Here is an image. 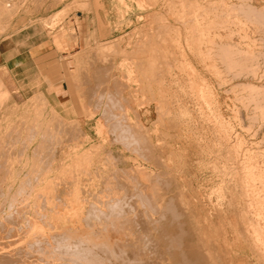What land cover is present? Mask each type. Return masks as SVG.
<instances>
[{"label":"rangeland","instance_id":"374dc122","mask_svg":"<svg viewBox=\"0 0 264 264\" xmlns=\"http://www.w3.org/2000/svg\"><path fill=\"white\" fill-rule=\"evenodd\" d=\"M1 1L0 163L6 167H0L4 172L9 165L17 174L20 171L12 183L8 172L0 168V248H8L6 251L15 255L10 263L68 262L59 252L63 244L57 249L52 234L72 226L77 232V225L78 229L82 225L81 229L90 233L105 234L104 239L114 243L109 245L114 249L116 244L117 248L122 249V244L125 248V239L126 243L131 235H139L142 242L137 243L144 245H136L137 249L145 246L148 250L141 251L142 262L138 257L140 262L129 257L133 256L130 252L136 248L138 238L126 245L128 252L122 249L125 255L130 253L125 258L132 264H161L162 258L164 264H264V0ZM249 5L260 12H250ZM115 81L118 85H114ZM105 83L107 86H103ZM114 86L118 87L116 91ZM101 89L115 96L114 101L118 99L112 110L122 120L127 119L126 126L135 134V142L125 131L109 132L108 123L100 118L101 107H96V101L103 95ZM120 109L125 112L123 117ZM32 117L36 121H30ZM31 122H42L43 129L49 124L44 131L48 135L40 139L38 148L35 145L37 149L27 148L30 132L27 134L26 128ZM99 122L104 127L98 134ZM14 127L16 134L21 133L16 141H12L16 139ZM22 141L27 143L26 148ZM3 156L6 163L12 161L5 164ZM25 157L29 158L26 165ZM32 164L34 168L30 169ZM144 171L149 177L144 176ZM22 176L20 194L17 190ZM9 183L12 187H8ZM133 183L140 187L137 189ZM141 186L145 194L151 192L147 195L154 197L155 201L148 198L152 207L135 199L140 197L135 195ZM35 189L42 195L35 193L33 198ZM7 199L12 200L11 208ZM114 199L122 207L128 204L123 207L125 213L120 204L109 205ZM92 200L96 201L95 213L97 208L114 213L119 207L121 213L106 210L108 215L87 214ZM52 206L58 209L54 215L58 217L60 212L61 219L49 215L55 210ZM50 217V225L56 228L48 226ZM38 221L49 239L36 236L37 243L41 242L36 246L34 230L29 228ZM93 233L98 236L94 240L99 241L100 233ZM30 238L35 240L30 241L34 243L30 246L33 250L29 249ZM38 246L44 247L40 253ZM95 246L98 260L109 258L97 260L99 264H121L120 259L104 255L101 246ZM16 247L21 248L20 254ZM30 251H35L36 257ZM135 252L133 257L140 251ZM23 254H27L25 258ZM83 262L79 264H86Z\"/></svg>","mask_w":264,"mask_h":264},{"label":"bare ground","instance_id":"6f19581e","mask_svg":"<svg viewBox=\"0 0 264 264\" xmlns=\"http://www.w3.org/2000/svg\"><path fill=\"white\" fill-rule=\"evenodd\" d=\"M1 2H2V1H1ZM3 2H4V0H3ZM3 2H2V3H3ZM241 2H242V1H241ZM242 3H243V2H242ZM236 4H237V3H236ZM249 4H250V3H249ZM241 5H242V4H241ZM243 5H244V4H243ZM245 5H246V4H245ZM1 6H3L2 8L4 9V4H1ZM239 7H240V6H239ZM0 8H1V7H0ZM2 8H1V9H2ZM5 8H6V7H5ZM3 9H2V10H3ZM249 9H250L251 11H250ZM249 9L247 8L246 10H248V11H250V12H253L254 9H256V8H254V6H250V5H249ZM246 10H245V11H246ZM252 10H253V11H252ZM256 10H257L258 12H260L259 9H256ZM4 11H5V10H4ZM4 11H3V12H4ZM243 11H244V9H243ZM257 11H256V12H257ZM2 14H3V13H2ZM244 34H245V33H244ZM141 50H142V49H141ZM226 50H228V49H226ZM139 51H140V50H139ZM141 52H142V51H141ZM151 52H152V51H151ZM130 53H131V51H130ZM127 54H128V53H127ZM128 56L130 57V55H128ZM123 60H124V59H123ZM142 60H143V59H142ZM131 61H132V60H131ZM143 61H145V59H144ZM133 63H134V62H133ZM139 63H140V62H139ZM142 64H143V63H142ZM151 64H152V63H151ZM140 65H141V64H140ZM102 69H103V68H102ZM105 69H107V68H105ZM103 70H104V69H103ZM121 71H122V70H121ZM100 73H101V72H100ZM109 74H110V73H109ZM123 74H124V73H123ZM125 74H126V73H125ZM125 74H124V76L126 77ZM127 74H128V73H127ZM129 75L131 76L130 73H129ZM130 76L127 75V77H130ZM125 77H124V78H125ZM107 78H108V73H107ZM107 78H106V79H107ZM114 78H115V77L112 76V79H114ZM116 78H117V77H116ZM112 79H111V80H112ZM104 80H105V79H104ZM107 80H108V79H107ZM114 80H116V79H114ZM127 80H128V79H127ZM131 80H132V79H131ZM117 81H118V78H117ZM120 81H121V80H120ZM123 81H126V79L123 80ZM100 82H102V81H100ZM103 82H105V81H103ZM106 82H107V81H106ZM113 82H114V81H113ZM119 83H120V82H119ZM0 84H1V83H0ZM100 84H101V83H100ZM100 84H99V85H100ZM103 84H104V83H103ZM112 84H114V83H112ZM124 84L127 85L126 82H125ZM114 85H118L116 81H115V84H114ZM121 85H123V83H121ZM0 86H3V85H0ZM100 86H102V85H100ZM100 86H99V87H100ZM103 86H107L106 83H105V85H103ZM110 86L112 87V85H110ZM108 87H109V86H108ZM114 87H115V88H114V91H116L115 89H116L117 86H114ZM100 88H101V87H100ZM103 88L105 89V87H102V89H103ZM1 89H2V88H0V91H1ZM102 89H101V90H102ZM106 89H107V88H106ZM108 89H109V88H108ZM117 89H118V87H117ZM119 89H120V88H119ZM3 90H4V88H3ZM111 90H112V89H111ZM150 90H151V89H150ZM102 91H103V90H102ZM105 91H106V90H105ZM108 91H109V90H108ZM129 91H130V90H129ZM132 91H133V90H132ZM4 92H6V91H4ZM112 92H113V90H112ZM136 92H137V91H136ZM1 93H2V92H1ZM133 93H134V92H133ZM113 94H116V93L113 92ZM127 94H128V93H127ZM4 95H6V93H5ZM111 95H112L111 93H110V94H109V93H106V92L104 93V91H103V95L99 96L98 100L96 101V107H97V106H98V107H99V106L101 107V109H100V110H101V111H100V114H101L100 116H101V117H100V118H102L103 122L106 121V122L108 123V127H109V128H108V127H107V128L110 129L109 132H114V131H116V132H119V133L124 134V131H125V135H126V136L128 135L129 137H130V135H131L132 138H133V142H135L136 138H135V136H133V135H135V134H133V132H131L132 130H129V127H128L129 125L126 126V125H127V122H126L127 119L125 118V119L122 120V119L120 118V115L118 116V115L114 112V110H112V106L118 102V99L115 98V99H116L115 101H117V102H115V101H114V97H115V96H111ZM118 95H119V94H118ZM117 97H120V96H117ZM129 97H131V96H129ZM120 99H121V98H120ZM145 99H146V98H145ZM147 99H148V98H147ZM1 100H2V99H1ZM135 101H136V100H135ZM143 102H144V101H143ZM143 102H142V103H143ZM110 103H112L111 106H110ZM122 104H124V103H122ZM22 106H24V105L22 104ZM28 106H29V104H28ZM114 106L116 107V105H114ZM117 106H118V105H117ZM120 106H123V105L120 104ZM129 106H130V104H129ZM23 108H24V107H23ZM26 108H28V107H26ZM49 108H50V106H49ZM122 108H123V107H122ZM124 108H125V107H124ZM130 108H131V107H130ZM115 109H117V108H115ZM23 110H24V109H23ZM50 110H51V112H52V109H50ZM121 110H122V109H120V112H121ZM263 110H264V109H263ZM118 111H119V109H118ZM118 111H117V112H118ZM122 111H123V110H122ZM118 113H119V112H118ZM121 113L123 114V113H125V112H121ZM19 114H20V113H19ZM52 114H55V113H52ZM263 114H264V113H263ZM41 115H42V114H41ZM41 115H40V116H41ZM44 115H45V114H44ZM261 115H262V114H261ZM18 116H19V115H18ZM91 116H92V115H91ZM123 116H124V114L122 115V117H123ZM20 117H21V116H20ZM125 117H126V116H125ZM128 117H129V116H128ZM263 117H264V116H263ZM34 118H35V117H34ZM34 118L32 117L30 121H32ZM43 118H44V117H43ZM50 118H51V117H50ZM37 119H38V117L36 116V120H37ZM51 119H52V118H51ZM36 120L34 119V121H36ZM121 120H122V121H121ZM18 121H19V120H18ZM40 121H41V120H40ZM58 121H59V120H58ZM128 121H129V120H128ZM23 122H24V120H23ZM32 122H33V121H32ZM32 122H31V125H28V127L26 128V133H27V131L30 132V138H29V143H28V145H27V148H30L31 146H34L35 149H37V148H38V145H39V143H40V139H41L42 137H46V136L48 135V134L46 135V133H48V132L46 131V133H44V131L46 130L45 128H46L49 124L46 125V127H44V129H43V127H42V122H35V123H32ZM43 122H44V121H43ZM49 122H51V121L49 120ZM62 122H63V121H62ZM67 122H69V121H67ZM130 122H131V121H130ZM47 123H48V121H47ZM73 123H74V121H73ZM29 124H30V123H29ZM98 124H99L100 127H101V129H96L97 133L99 134V133L102 131V126H103L104 124L102 125V123H100V122H99ZM105 124H106V123H105ZM12 125H14V124H12ZM15 125L17 126L16 123H15ZM15 125H14V126H15ZM16 126H15V127H16ZM105 126H106V125H105ZM15 127H14V131H15V129H16ZM18 127H19V126H18ZM25 127H26V126H25ZM52 127H53V126H52ZM52 127H50V128H52ZM103 127H104V126H103ZM20 128H21V127H20ZM57 128H58V127H57ZM59 128H60V127H59ZM59 128H58V129H59ZM97 128H98V127H97ZM107 128H105L106 131H107ZM130 128H131V127H130ZM12 129H13V127H12ZM18 129H19V128H18ZM18 129H17V132H18ZM23 129H24V127H23ZM9 130H10V129H9ZM19 130H21V129H19ZM48 130H49V129H48ZM52 130H53V128H52ZM14 131H13V132H14ZM50 131H51V130H50ZM50 131H49V132H50ZM53 131H56V130L54 129ZM103 131H104V129H103ZM106 131H105V132H106ZM116 132H115V133H116ZM19 133H20V132H18L17 134H19ZM23 133H24V132H23ZM53 133H54V132H53ZM101 133H102V132H101ZM12 134H13V133H12ZM12 134H11V135H12ZM14 134H16V131L14 132ZM17 134H16V137H15L16 139L12 138V139H14V140H12V141H16V140H17V138H18ZM20 134H21V133H20ZM27 134H29V133H27ZM44 134H45V135H44ZM49 134H51V132H50ZM88 134H89V133H88ZM90 134H91V133H90ZM104 134H105V133H104ZM106 134H107V132H106ZM23 135H24V134H23ZM96 135H97V134H96ZM100 135H101V134H100ZM26 136H27V135H26ZM51 136H52V135H51ZM104 136H105V135H104ZM122 136H123V135H122ZM121 138H123V137H121ZM127 138H128V137H127ZM127 138H126V139H127ZM132 138H131V139H132ZM2 139H3V138H2ZM4 139H5V138H4ZM9 139H10V138H9ZM22 139H23V141H24V143H25V139H26V138H23V136H22ZM22 139H21V140H22ZM103 139H104V138H103ZM124 140H125V139H124ZM0 141H1V140H0ZM23 141H22V146H24V145L27 144V143L24 144ZM26 141H27V140H26ZM127 141H128V140H127ZM127 141L125 140V142H127ZM131 141H132V140H131ZM131 141H130V142H131ZM8 142H9V140H8ZM38 142H39V143H38ZM128 142H129V141H128ZM133 142H132V143H133ZM10 143H11V142H10ZM13 143H14V142H12V144H13ZM0 144H1V143H0ZM6 144H7V143H6ZM37 144H38V145H37ZM129 144L131 145V143H129ZM10 145H11V144H10ZM10 145H9V147H8V145H5V146H7L8 148H11L12 145H11V147H10ZM14 145H15V143H14ZM20 145H21V142H20ZM35 145H37V148H36ZM22 146H21L20 148H22ZM126 146H127V145H126ZM3 147H4V146H3ZM3 147H2V148H3ZM16 148H17V147H16ZM24 148H26V147L24 146ZM35 149H33V150L35 151ZM24 150H25V149H24ZM1 151H2V150H1ZM19 151H20V150H19ZM31 151H32V150H31ZM6 152H7V151H6ZM22 152H23V148H22L21 153H22ZM1 153H2V152H1ZM1 153H0V156L2 155ZM7 153L10 154V152H7ZM19 153H20V152H19ZM21 153L19 154V156L21 155ZM31 153H32V152H31ZM36 153H37V152H36ZM39 153H40V152H39ZM9 154H7V155H9ZM22 154H23V153H22ZM5 155H6V154H5ZM11 155H12V154H11ZM15 155H16V154H15ZM17 155H18V154H17ZM26 155H27V153H26ZM37 155H38V154H37ZM19 156H18V157H19ZM3 157H4V156H3ZM30 157H31V155H30ZM16 158H17V156H16ZM16 158H15V160L17 161L18 158H17V159H16ZM32 158H34V156L31 157V160H32ZM1 159L3 160V158H0V160H1ZM4 159H5V157H4ZM7 159H8V158H7ZM20 159H21V158L19 157V161H20ZM25 159H26V160H25L24 164L26 165V164L28 163V159H29V158L27 159V158L25 157ZM108 159H109V158H108ZM8 160H9V159H8ZM13 160H14V159H13ZM15 160H14V161H15ZM33 160H34V159H33ZM33 160H32V161H33ZM6 161H7V160L5 159V164H7L8 162H11L12 160H11V161L9 160L7 163H6ZM14 161H13V163H15ZM19 161H18V163H19ZM32 161H31V163H32ZM104 162H105V161H104ZM33 163H34V162H33ZM105 163H106V162H105ZM0 164H3V163L1 162ZM11 164H12V163H11ZM22 164H23V163H22ZM22 164H21V165H22ZM24 164H23V165H24ZM8 165H9V164H8ZM12 165H13V164H12ZM25 165H24V166H25ZM3 166L6 167L4 164H3ZM15 166H16V165H15ZM20 167H21V166H20ZM0 168H1V170L3 171V173H5V172L7 173V172H8V174H9V178L11 179V182H12V183H14L15 179L18 178V174L20 173V171H19V173L17 174L18 171L15 172L13 166H11V165H9V167L6 168L7 171H5V172H4L5 169L3 170L2 167H0ZM32 168H34V165H33V164L31 165V168H30V169H32ZM23 169H24V168H23ZM35 169H36V168H35ZM38 169H39V168H38ZM41 169H42V168H41ZM41 169H39V170H41ZM47 169H48V168H47ZM141 169H142V168H141ZM33 170H34V169H33ZM42 170H43V169H42ZM96 170H97V169H96ZM98 170H99V169H98ZM144 170H145V169H144ZM27 171H28V170H27ZM116 171H117V170H116ZM142 171H143V169H142ZM145 171H146V170H145ZM145 171L143 172V173H144V176H148V175L145 174ZM31 172H32V171H31ZM34 172H37V170H35ZM40 172H42V171H40ZM104 172H105V171H104ZM146 172H147V171H146ZM3 173H2V175H3ZM25 173H26V172H25ZM149 173H151V172H149ZM149 173L147 172V174H149ZM152 173H153V172H152ZM152 173H151V175H152ZM28 174H30V173H28ZM34 174H35V173H34ZM39 174H40V173H39ZM101 174H102V173H101ZM103 174H104V173H103ZM108 174H109V173H108ZM110 174H111V173H110ZM114 174H115V173H114ZM0 175H1V171H0ZM32 175H33V174H32ZM35 175H36V174H35ZM41 175H42V174H41ZM104 175H105V174H104ZM130 175H131V174H130ZM5 176H7V174H6V175L4 174V177H5ZM25 176H26V175H25ZM30 176H31V175H30ZM33 176H34V175H33ZM105 176H106V175H105ZM115 176H116V175H115ZM149 176H150V174H149ZM149 176H148V177H149ZM2 177H3V176H2ZM4 177H3V178H4ZM34 177H35V176H34ZM40 177H41V176H40ZM102 177H103V176H102ZM132 177H133V175H132ZM132 177H131V178H132ZM151 177H152V176H151ZM3 178L1 179L2 181L5 180V179H3ZM31 178H32V177H31ZM37 178H38V177H37ZM110 178H111V177H110ZM110 178H109V179H110ZM112 178H114V177L112 176ZM115 178H116V177H115ZM134 178H135V177H134ZM137 178H138V177H136V180L139 179V178H138V179H137ZM7 179H8V178H7ZM7 179H6V180H7ZM22 179H23V176L21 177L20 180H22ZM25 179L28 180L27 177H25ZM106 179H107V177H106ZM23 180H24V179H23ZM23 180H22V181H23ZM27 180H25V181L28 182ZM30 180H31V179H30ZM32 180H33V178H32ZM40 180H41V179H40ZM49 180H50V179H49ZM103 180H104V179H103ZM112 180H113V179H112ZM22 181H21V182L19 181L20 183L18 182V183H19L18 190H17L18 192L22 191V190H20V189H22V185L24 184V181H23V182H22ZM3 182H5V181H3ZM39 182H40V181H39ZM115 182H117V180H116ZM0 183H1V182H0ZM12 183H9V184H8V187L10 186V184L12 185ZM22 183H23V184H22ZM31 183H33V182H31ZM46 183H47V182H46ZM106 183H107V181H106ZM110 183H111V182H110ZM136 183H138V182L136 181ZM2 184H3V183H2ZM25 184H26V183H25ZM27 184H29V183H27ZM103 184H104V183H103ZM120 184H121V183H120ZM133 184H134V183H133ZM107 185H108V183H107ZM107 185H106V186H107ZM136 185H137V184H136ZM140 185H142L141 182H140ZM140 185L138 184L137 186H135V184H134L133 186L137 187V189H138V186L140 187ZM24 186H26V185H24ZM24 186H23V188H24ZM31 186H32V185H31ZM117 186H118V185H117ZM123 186H124V185H123ZM10 187H12V186H10ZM32 187H33V186H32ZM142 187H143V186H141V190H142ZM145 187H146V186H145ZM2 188H3V187H2ZM2 188H1V189H2ZM29 188H30V187H29ZM104 188H106V187H104ZM110 188H111V187H110ZM133 188H134V187H133ZM16 189H17V188H16ZM26 189H27V188H26ZM32 189H33V188H32ZM113 189H114V188H113ZM118 189H119V188H118ZM146 189H147V188H146ZM146 189L144 188L145 192H146ZM7 190L9 191V188H8ZM19 190H20V191H19ZM35 190H36V189H35ZM123 190H124V187H123ZM139 190H140V189H139ZM139 190H137V194H136V192H135V191H136L135 188H134V191L131 190L132 192H134V195L136 194L135 196L140 195V197L137 196L138 198H135V199H139V198H140L141 200H143V202H145V204H147V202H148V205H149V203L151 202L149 199L152 198L153 196L150 197V195L148 196L147 194H148V193L151 194V192H147V194H145L143 190H142V191H141V190L139 191ZM3 191H4V190H3ZM8 191H7V193H8ZM30 191H31V189H30ZM112 191H113V190H112ZM121 191H122V188H121ZM125 191H126V190H125ZM125 191H124V192H125ZM5 192H6V191H5ZM5 192H4V193H5ZM15 192H16V190H14V193H15ZM18 192H17V193H18ZM107 192H108V191H107ZM124 192H123V193H124ZM127 192H129V191H127ZM17 193H16V194H17ZM35 193H36V195H37V193H40V192H37V190H36V192H34V194H33V198L36 197V196H34ZM41 193H42V192H41ZM41 193H40V194H41ZM98 193H99V192H98ZM98 193L95 194V195H98ZM108 193H109V192H108ZM116 193H118V192H116ZM125 193H126V192H125ZM125 193H124V194H125ZM0 194H1V191H0ZM12 194H13V192H12ZM20 194H21V192H20ZM24 194H26L27 197H28V194H27V193H24ZM29 194H30V193H29ZM99 194H100V193H99ZM104 194H105V193H104ZM129 194H130V193H129ZM1 195H2V194H1ZM6 195H7V194H6ZM26 195H25V196H26ZM41 195H42V194H41ZM113 195H114V193H113ZM113 195H112V196H113ZM116 195H117V194H116ZM127 195H128V193H127ZM131 195H132V193H131ZM134 195H133V196H134ZM151 195H152V194H151ZM90 196H91V195H90ZM121 196H122V195H121ZM124 196H125V195H124ZM16 197H17V196H16ZM27 197L25 198L26 200H27ZM92 197H93V196H92ZM94 197H95V196H94ZM94 197H93V198H94ZM98 197H99V196H98ZM98 197H97V199L99 200ZM100 197H101V195H100ZM102 197H103V195H102ZM105 197H106V196H105ZM108 197H109V194H108ZM108 197H107V198H108ZM128 197H129V196H128ZM142 197L145 198L146 201H145L144 199H142ZM9 198L11 199V198H12V195H11V197H9ZM118 198H119V197H118ZM121 198H122V197H121ZM123 198H124V197H123ZM126 198H127V197H126ZM129 198H130V197H129ZM148 198H149V199H148ZM10 199H7V200H8V204H7V205H8L9 207L12 205V203H11L12 200H11V202H9ZM90 199H91V198H89V200H90ZM94 199H95V198H94ZM116 199H117V197H116ZM116 199H114L115 201H112L111 204H109V203H108V204H109L110 206L118 207V205L120 204V203H118V202H120V201H119V200H116ZM131 199H132V198H131ZM131 199H130V200H131ZM135 199H133V200H135ZM1 200H2V199H1ZM13 200H15V199H13ZM98 200H97V201H98ZM106 200H107V199H105V201H106ZM110 200H111V199H110ZM124 200H125V199H124ZM128 200H129V199H128ZM148 200H149L150 202H149ZM153 200H154V197H153ZM22 201H24V198H22ZM34 201H35V200H34ZM44 201H45V200H44ZM92 201H94V203H92L91 201H90V203H89V204L92 203V204H91L92 206L89 205L90 208H89L88 210L86 209V210H87V214H88V213H92V212L95 213V209L93 208V207H95V206H94L93 204H95L96 201H95V200H92ZM117 201H118V202H117ZM139 201H140V200H139ZM139 201L136 200V203L139 202ZM154 201H155V200H154ZM20 202H21V199H20ZM24 202H25V201H24ZM84 202H86V201H84ZM126 202H127V201H126ZM126 202H125V203H126ZM129 202H130V201H129ZM141 202H142V201H140V203H141ZM15 203H16V201H15ZM21 203H22L23 206H25V205L23 204V202H21ZM21 203H19V204L21 205ZM26 203H27V202H26ZM26 203H25V204H26ZM100 203L102 204V201H101ZM117 203H118V204H117ZM123 203H124V202H123ZM125 203H124V204H125ZM127 203H128V202H127ZM2 204H4V201H3V203H1V205H2ZM121 204H122V203H121ZM121 204H120V206H121ZM124 204H123V205H124ZM143 204H144V203H143ZM151 204H152V203H151ZM151 204L149 205L150 207L153 206V205L151 206ZM155 204H156V202H155ZM103 205H104V203H103ZM103 205H102V206H103ZM109 205H108V206H109ZM127 205H128V204H127ZM127 205H125V206H127ZM8 206H7V208H8V210H9L11 207L9 208ZM27 206H28V205H27ZM33 206H34V205H33ZM35 206H36V205H35ZM35 206H34V207H35ZM125 206H123V207H125ZM129 206H130V205H129ZM134 206H136V204H135ZM146 206H147V205H146ZM149 206H148V207H149ZM155 206H156V205H155ZM0 207H2V206H0ZM18 207H19V206H18ZM25 207H26V206H25ZM54 207H55V206H52V208H54ZM82 207H83V206H82ZM105 207H107V206H105ZM114 207H112V208H114ZM123 207L121 206L122 211H123V209H124ZM156 207H157V206H156ZM50 208H51V207H50ZM87 208H88V206H87ZM103 208H104V207H103ZM109 208H111V207H109ZM112 208H111V209H112ZM131 208H132V207H131ZM136 208H137V207H136ZM14 209H16V206H15ZM21 209H22V208H21ZM33 209H34V208H33ZM33 209H32V210H33ZM37 209H38V208H37ZM47 209H48V208H47ZM56 209H57V208L55 207V210H56ZM119 209H120V207L117 209V212L120 211V212H119V214H120V213H121V209H120V210H119ZM150 209H152V208H150ZM156 209H157V208H156ZM156 209L153 208V210H156ZM34 210H35V212L38 211V210H36V209H34ZM40 210H41V209H40ZM52 210H53V209H52ZM52 210L49 209V211H52ZM55 210H53L54 212H50V213H49V211H48L49 215L51 214L50 216L53 215V217H56V218L59 217V218L61 219V216H59V215H61L60 212H59L58 217L55 216V215L58 214V212H57L58 209L56 210V213H55ZM81 210H82V209H81ZM83 210H84V209H83ZM104 210H105V209H101V208H100L99 211H98V208H97V209H96V213L99 214V212H100V215L103 216L102 214H105V213H107V212L109 213V212L112 211V210H108V209H106V210H107V212H106V210H105V211H104ZM129 210H130V209H129ZM138 210H139V209L137 208V211H138ZM171 210H172L173 212L176 213V210H175V209H171ZM10 211H11V210H10ZM10 211H8V212H10ZM114 211H115L114 213H115L116 215H118L117 212H116V210H114ZM135 211H136V210H135ZM11 212H12V211H11ZM11 212H10V214L13 215L14 213L12 212V213H13V214H12ZM14 212H17V211L14 210ZM35 212H34V213H35ZM38 212H39V211H38ZM40 212H41V211H40ZM45 212H47V211H45ZM61 212H63V211H61ZM64 212H65V211H64ZM123 212H124V211H123ZM139 212H140V210H139ZM139 212H138V213H139ZM3 213H4V212H3ZM52 213H53V214H52ZM94 213H93V214H94ZM96 213H95V214H96ZM108 213H107V215H108ZM111 213L114 214L113 212H111ZM111 213H110V214H111ZM124 213H125V212H124ZM128 213H130V212H128ZM128 213H127V215H130V214H128ZM8 214H9V213H8ZM8 214H7V215H8ZM10 214H9V215H10ZM15 214H16V213H15ZM22 214H23V213H22ZM38 214L40 215L41 213H38ZM54 214H55V215H54ZM62 214H64V213H62ZM65 214H66V213H65ZM87 214H86V215H87ZM93 214H92V216H93ZM110 214H109V215H110ZM131 214H132V213H131ZM9 215H8V216H9ZM36 215H37V214H36ZM49 215H47V214H45V213H44V215H43V213H42L40 216H41V217H42V216H43V217H44V216H48V217H49ZM86 215H85V216H86ZM124 215H125V214H123L122 216H124ZM16 216H17V215H16ZM89 216H90V215H89ZM101 216H100V217H101ZM113 216H115V215H113ZM130 216H131V215H130ZM132 216H133V215H132ZM17 217H19V216H17ZM26 217H27V216H26ZM30 217H31V216H30ZM53 217H50V218H49L50 220H48V222H49V223H48V224H49L48 226H52V224L50 225V222H51V219H52ZM67 217H68V216H67ZM71 217H72V216H71ZM96 217H97V215H96ZM96 217H94V219H95ZM109 217H110V216H109ZM111 217H112V216H111ZM111 217H110V218H111ZM118 217H119V216H118ZM128 217H129V216H128ZM128 217H127V219H128V222L130 223L131 220L129 221V218H128ZM133 217H134V216H133ZM9 218H10V217H9ZM21 218H22V216H21ZM38 218H39V217H38ZM83 218H84V217H83ZM86 218H87V216H86ZM90 218H91V217H90ZM98 218H99V216H98ZM105 218H106V217H105ZM110 218H109V219H110ZM116 218H117V217H116ZM116 218H115V219H116ZM124 218H126V217H124ZM139 218H141V220H142V216H141V217L139 216ZM143 218H144V217H143ZM1 219H2V218H1ZM4 219H5V218H4ZM6 219H7V218H6ZM35 219H36V218H35ZM60 219H58V220H60ZM106 219H107V218H106ZM115 219H114V221H116ZM120 219H121V218H120ZM10 220H13V219L11 218ZM15 220H16V217H15ZM40 220H42V219H40ZM66 220H67V219H66ZM83 220H84V219H83ZM100 220L102 221L101 218H100ZM100 220H99V221H100ZM111 220H112V222H111ZM111 220H110V222L113 223V219H111ZM121 220H122V219H121ZM121 220H119V221H121ZM133 220L135 221V219H133ZM26 221H27V220H26ZM35 221H37V220H35ZM43 221H44V220H43ZM52 221H53V219H52ZM63 221H64V220H63ZM87 221H88V220H87ZM90 221L94 222L93 219L90 220ZM97 221H98V220H97ZM101 221H100V223H102ZM123 221H124V220H123ZM136 221H137V219H136ZM136 221H135V222H136ZM2 222H3V221H2ZM11 222H13V221H11ZM29 222H30V221H29ZM64 222H65V221H64ZM84 222H85V221H84ZM92 222H91V223H92ZM37 223H38V224H37ZM89 223H90V222H89ZM103 223L106 224L105 222H103ZM114 223H115V222H114ZM116 223H118V222L116 221ZM122 223H123V222H122ZM131 223H132V221H131ZM14 224H15V223L13 222V225H14ZM66 224H67V223H66ZM84 224H85V223H84ZM119 224H120V223H119ZM119 224H117L116 227H117ZM13 225H12V226H13ZM22 225L24 226L25 224H22ZM89 225H91V224H89ZM107 225H108V224H107ZM126 225H127V224H126ZM128 225H129V224H128ZM130 225H132V224H130ZM20 226H21V225H20ZM26 226H28L27 223H26V225H25V228H26ZM55 226H56V225H54V226H52V227L54 228ZM65 226H66V225H65ZM67 226H68V225H67ZM69 226H70V225H69ZM75 226H76V225H74V228H75ZM79 226H80V225H79ZM87 226H88V224H87ZM91 226H92V225H91ZM91 226H90V229H91ZM98 226H99V224H98ZM100 226H101V225H100ZM108 226H109V225H108ZM111 226H112V225H111ZM124 226H125V225H124ZM135 226H137V225H135ZM72 227H73V226H72ZM72 227H71V229H70V228L66 229V228L62 227V228H64V229H66V230H64V229L62 230V229H61V231L56 232V233H53L52 236H53L54 239H52V236H51V233H52V232L50 231L51 233H50L49 236H51V239L54 240V241H52V242H55V243L57 244V246H58V248H57V247H56V244L54 243L55 246H52V247H54V251H55V247H56L57 249H59V246H60L59 244H61V246H62V244H63V248H62V250L60 249L59 252L62 253V254H61V255H62L61 258H64V259H67V260H68V262H66V261H65L64 263H58V262H57V264H79V263L82 262V261L86 262V264H87V261H88V264H90V263L92 264V262H93L94 260H95L96 263L99 264V262H97V260H98V258H100V257H98V255L96 254L95 250L93 249L95 245H96L95 247H99V249H100V246H101V249H103V250H101L100 252H101V253L103 252L104 255L107 253V255H108L109 257H110V256H111V257L114 256L115 259H116V261H117V259H120V260L122 261V262H120L121 264H132L133 261H131V259H132V258H135V259H136L137 257H138V259L142 258V256H144V255L141 254V253H142L141 251L147 249V248H145V246H142V248L144 247V249H142L141 247H139V248L142 249V250L137 249V246H136V245H144L143 243H142V244H141V243H140V244L137 243V241H138V242L141 241V240H139V237H140L139 235H138L139 237H138V236L135 237V234H134V236L131 235L130 237H129V235H127V236L129 237V238H128L129 240H128L126 243H125V240H126V239L124 240V245H125L124 247L126 248L127 252H128V249H129V248L127 249L126 245H127V244L129 245L130 243H134V242H132V241L135 240L134 238H138V240H137V239L135 240V243H137V244H135V247H136V248H134V249H135L136 251H140V252H137V254H138V253L141 254V257L138 256L139 254H138V255L135 254V257H133V256H134L133 252H135V250L133 249L134 245L132 244L131 246H133V247H132L131 249H133V251L131 250L132 252H130V250H129V252L132 253L133 256H129L130 258L132 257V258L130 259L131 262L129 263V262H128V258H125V257H126V255L128 256L130 253L125 255V254L123 253V251H122V249L125 250V248H123V244H122L124 238L121 239V240H122V243H121V241H120V243L122 244V249H121V247H118V248H117L118 245L115 243V244L117 245V246L114 245V246L116 247L115 249H119V248H120L119 250L116 251L114 248H112V247L110 248V247H109V245H110L112 242H109L108 240H105V239H104L103 236H104L105 234H104L103 236H101V233H100V232H96V234H97V233H98V234L100 233V236H99V239H98L99 241H97V240H94L96 237L98 238V236H97L95 233L92 232L93 234L96 235V237H95L94 235H91L92 233H90V231H87L88 229H86V228H85V229L82 228V229H84V230L87 231V232H84V230H83V231H80V230H82V229H81L82 225L80 226V229H78L79 227H78V225H77V232L75 231L76 229H73ZM83 227H85V226H83ZM92 227H94V226H92ZM96 227H97V226H96ZM102 227H103V230H104V228H105L106 226L104 225V226H102ZM109 227H110V226H109ZM112 227H115V226L113 225ZM122 227H123V226H122ZM133 227H134V224H133ZM31 228L34 230V231H33L34 234H33V233H32V234H33V237H34V235H35V237H34L35 239H36V236H41L42 238L45 237V236L47 237V234H44L43 224L40 225V224H39V221H38V222H32V223H31V227L29 228L30 231L32 230ZM46 228H47V227H46ZM50 228H51V227H50ZM55 228H56V227H55ZM60 228H61V227H60ZM110 228H111V227H110ZM123 228L125 229V227H123ZM129 228H131V227H129ZM18 229H20V228L18 227ZM21 229H22V228H21ZM21 229H20V230H21ZM99 229H100V228H99ZM105 229H106V228H105ZM114 229H115V228H114ZM116 229H119V228H116ZM121 229H122V228H120V230H121ZM143 229H145V227H143ZM23 230H24V228H23ZM25 230H26V229H25ZM53 230H54V229H53ZM53 230H52V231H53ZM57 230H59V229H57ZM73 230H74V234H75V236H74V234H73V232H72ZM96 230H97V229H96ZM134 230H135V229H134ZM146 230H147V229H145L144 231H146ZM30 231H29V232H30ZM55 231H56V230H55ZM78 231H79V232H78ZM91 231H92V230H91ZM122 231H123V230H122ZM25 232H27V231H25ZM31 232H32V231H31ZM124 232H126V230H125ZM130 232H131V231H130ZM139 232L141 233V230H140ZM142 232H143V231H142ZM22 233H24V232H22ZM128 233H129V232H128ZM147 233H148V231H147ZM1 234H2V233H0V235H1ZM106 234H107V233H106ZM121 234H122V233H121ZM121 234H120V235H121ZM137 234H138V232H137ZM137 234H136V235H137ZM144 234H145V233H144ZM144 234H143V235H144ZM43 235H44V236H43ZM54 235H55V237H54ZM71 235L74 237L73 240H71V238L68 239ZM117 235H118V234H117ZM122 235H123V234H122ZM145 235H146V234H145ZM1 236H2V235H1ZM28 236H31V234L28 235ZM91 236H93V237H91ZM106 236H107V235H106ZM106 236H105V237H106ZM108 236H109V235H108ZM108 236H107L106 238H109V239H110V238L112 237V236H111V237H108ZM124 236H125V235H124ZM31 237H32V236H31ZM73 237H72V238H73ZM94 237H95V238H94ZM102 237H103V240L100 241V239H102ZM116 237H117V236H115V239H116ZM122 237H123V236H122ZM122 237H121V238H122ZM132 237H133V238H132ZM143 237H144V236H143ZM148 237H149V235H148ZM25 238H26V237H25ZM25 238H24V240H26V241H27V239H29V237L26 238V239H25ZM47 238H48V237H47ZM92 238H93V239H92ZM130 238H131V239H130ZM14 239H17V237H15ZM43 239L46 240V238H43ZM43 239H42V240H43ZM48 239H49V238H48ZM48 239H47L46 241H48ZM113 239H114V238H113ZM113 239H112V241H113ZM133 239H134V240H133ZM140 239H142V235H141V238H140ZM20 240H21V239H20ZM42 240H41V241H42ZM93 240H94V241H93ZM117 240H118V238H117ZM117 240H116V241H117ZM119 240H120V239H119ZM119 240H118V241H119ZM144 240H147V239H143V241H144ZM152 240H154V239L152 238ZM30 241L35 242V240L33 241V240H31V238H30V240L28 241L29 244H30ZM38 241H39V240L36 239V244L31 243V244L29 245V249L33 246V244L36 245V246H37V244H41V242H40V243H37ZM46 241H44V242H46ZM85 241H87V242H85ZM95 241H96V242H95ZM129 241H131V242H129ZM147 241H148V240H147ZM261 241H263V239H262ZM17 242H18V241H17ZM114 242H115V241H114ZM128 242H129V243H128ZM141 242H142V241H141ZM24 243H25V242H24ZM26 243H27V242H26ZM84 243H86V244H84ZM87 243H88V244L90 243V244L87 245ZM120 243H119V244H120ZM152 243H153V242H152ZM152 243H151V244H152ZM21 244H22V242H21ZM21 244H19V246H20ZM42 244H44V243H42ZM94 244H95V245H94ZM97 244H98L99 246H98ZM112 244H114V243H112ZM145 244H146V243H145ZM149 244H150V243H149ZM149 244H148V245H149ZM27 245H28V244H27ZM93 245H94V246H93ZM2 246H3V244H2ZM30 246H31V247H30ZM44 246H46V244H45ZM111 246H113V245H111ZM119 246H121V245H119ZM20 247H21V246H20ZM23 247H25V246H23ZM38 247L40 248V246H38ZM38 247H37V248H38ZM2 248L4 249L5 247H1L0 249H2ZM16 248H18V247H16ZM25 248H26V247H25ZM35 248H36V247H35ZM39 248H38V249H39ZM41 248H44V247L41 246ZM41 248H40V250H39V253H40V251H42ZM60 248H61V247H60ZM3 249L0 250V264H8V263L11 264L10 262L13 260V257H14L15 255L12 256V254H11V252H9V250L6 251L8 248H7L6 250H3ZM31 249H32V248H31ZM96 249H97V248H96ZM99 249H98V250H99ZM12 250H13V249H12ZM20 250H21V248H18V251H19L18 253H19V254H20ZM23 250H24V252H25L26 249H23ZM32 250H33V249H32ZM34 250H35V249H34ZM36 250H37V249H36ZM52 250H53V249H52ZM152 250H153V249H152ZM21 251H22V250H21ZM56 251L58 252V250H56ZM104 251H105V253H104ZM145 251H148V250H145ZM154 251H155V250H154ZM13 252H14V251H13ZM13 252H12V253H13ZM30 252L32 253V251H30ZM34 252H35V251H34ZM34 252L32 253L33 255H34ZM57 252H56V253H57ZM97 252H98V251H97ZM125 252H126V251H125ZM26 253H27V252H26ZM28 253H29V252H28ZM37 253H38V252H37ZM135 253H136V252H135ZM149 253H150V252H149ZM149 253L146 252V254H149ZM16 254H17V253H16ZM19 254H18V255H19ZM32 254H31V255H32ZM35 254H36V253H35ZM51 254H52V253H51ZM153 254H154V253H153ZM23 255H24V254H23ZM26 255H27V254L24 255V258H25ZM39 255H40V254H39ZM41 255H42V257H43V254H41ZM44 255H46V254L44 253ZM53 255H54V253H53ZM56 255H59V253L56 254ZM107 255H106V257H107ZM124 255H125V256H124ZM156 255H157V254H156ZM28 256H29V255H28ZM28 256H27V257H28ZM34 256H35V255H34ZM37 256H38V255H37ZM49 256H50V254H49ZM123 256H124V257H123ZM150 256H152V255H150ZM27 257H26V258H27ZM32 257H33V256H32ZM35 257H36V256H35ZM42 257H38V258H41V259H42ZM57 257H58V256H57ZM57 257H56V258H57ZM114 257H113V258H114ZM146 257H147V258H146L147 260L150 258V257L148 258V255H147ZM159 257L161 258L160 255H159ZM159 257H158V258H159ZM16 258H17V257H16ZM22 258H23V256H22ZM22 258H20V256H19V260H22ZM24 258H23V261H24ZM44 258H45V256H44ZM48 258H49V257H48ZM122 258H123V259H122ZM151 258H152V257H151ZM29 259H30V258H29ZM29 259H28V260H29ZM35 259H36V258H35ZM49 259H51V258H49ZM49 259H48V260H49ZM108 259H109V258H105V259H103V260H104V261H106V260L108 261ZM115 259H114V261H115ZM138 259H136V260L139 261ZM144 259H145V258H143V260H144ZM162 259H163V258H162ZM162 259H160L159 261L161 262V264H162V263L164 264V262H162V261H164V260H162ZM17 260H18V258L16 259V261H17ZM26 260H27V259H26ZM30 260H31V259H30ZM33 260H34V259H33ZM33 260H31V261H33ZM38 260H39V259H38ZM103 260L100 259V260H98V261L101 262V261H103ZM133 260H134V259H133ZM140 260H141V262H142V259H140ZM161 260H162V261H161ZM16 261L14 260V262H16ZM36 261H37V259H36ZM44 261H46V258H45ZM49 261H51V260H49ZM52 261H54V260H52ZM57 261H58V260H57ZM91 261H92V262H91ZM145 261H146V260H145ZM12 262H13V261H12ZM21 262H22V261H21ZM47 262H48V261H47ZM47 262H45V263H47ZM84 262H83V263H84ZM89 262H90V263H89ZM135 262H136V261H134L133 264H135ZM139 262H140V261H139ZM155 262H156V261H155ZM160 262H158V263H160ZM26 263H27V262H26ZM26 263H24V264H26ZM31 263H33V264H37L35 261H33V262H31ZM42 263H43V262H42ZM50 263H51V262H50ZM50 263H49V264H50ZM93 263H94V262H93ZM103 263H104V262H103ZM103 263H102V264H103ZM137 263H138V262H137ZM144 263H145V262H144ZM146 263L150 264L149 262H146ZM14 264H15V263H14ZM21 264H23V263H21ZM28 264H29V263H28ZM39 264H40V263H39ZM47 264H48V263H47ZM94 264H95V263H94ZM106 264H107V263H106ZM118 264H119V263H118ZM138 264H140V263H138ZM141 264H142V263H141ZM151 264H152V263H151ZM181 264H188V263L183 262V263H181Z\"/></svg>","mask_w":264,"mask_h":264}]
</instances>
